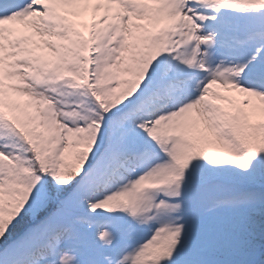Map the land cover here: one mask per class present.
<instances>
[{"label": "snow or ice", "instance_id": "1", "mask_svg": "<svg viewBox=\"0 0 264 264\" xmlns=\"http://www.w3.org/2000/svg\"><path fill=\"white\" fill-rule=\"evenodd\" d=\"M0 264H264V0H0Z\"/></svg>", "mask_w": 264, "mask_h": 264}]
</instances>
